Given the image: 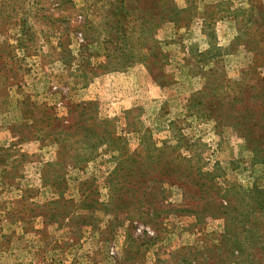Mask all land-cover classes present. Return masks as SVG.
<instances>
[{"label": "rangeland", "instance_id": "rangeland-1", "mask_svg": "<svg viewBox=\"0 0 264 264\" xmlns=\"http://www.w3.org/2000/svg\"><path fill=\"white\" fill-rule=\"evenodd\" d=\"M262 105L264 0H0V264H264Z\"/></svg>", "mask_w": 264, "mask_h": 264}, {"label": "trees", "instance_id": "trees-1", "mask_svg": "<svg viewBox=\"0 0 264 264\" xmlns=\"http://www.w3.org/2000/svg\"><path fill=\"white\" fill-rule=\"evenodd\" d=\"M174 14H175V16H174ZM173 19H172V22L174 21V22H176L177 20H178V18H179V15L178 14H176V13H172L171 15H170ZM174 16V17H173ZM181 20V19H180ZM194 107V106H193ZM261 109L263 110L264 109V105H262V107H261ZM250 132H252V137H249L247 134L246 135H244V140H245V142H246V147L248 148V149H250L253 153H254V155H255V157H256V160H262L263 158H264V156H263V145H262V140H263V138H264V128H257L256 129V131H254V130H250ZM254 132V133H253ZM254 134V135H253ZM256 134V135H255ZM129 160V158L127 157L126 158V160L124 159V160H122V161H128ZM161 164V165H160ZM142 165V164H141ZM122 170V173H121V175H120V171ZM156 173L157 175H159L160 177H161V175H163V176H165L164 178H167L166 176H168V175H166V174H177L178 173V171L175 169V167H172L171 169H167L166 167H165V163L163 164L162 162H157V164L155 165V166H152L151 168H149V171H147V172H145L142 168H141V166L139 167V169H137V174H135V176L138 178V177H140V178H144L143 176H147V174H149V173ZM120 175V177H122V178H124V180H127L128 179V176H130V177H135L134 176V172L132 173L130 170H129V167H124V168H122V167H120L119 165H118V167H116L113 171H111L110 172V175H109V179H108V181H111L113 178L115 179L117 176H119ZM150 175V174H149ZM163 178V179H164ZM177 178V177H176ZM116 180H120L119 178L118 179H116ZM158 181H162V182H168V180H160V179H158ZM137 182H140L139 180H137ZM114 185H115V183H114ZM197 185H199V187H201L200 189H204V188H206L205 187V184L204 183H199V184H197ZM121 186L122 185H120V187L119 188H121ZM112 188H113V190H112V196L111 197H113V195H114V192L116 191V189H115V186L113 187V183H112V186H111ZM118 188V189H119ZM117 189V190H118ZM238 193H240V191L238 192ZM241 193L242 194H248V195H254V196H258V195H262V193H264V191L262 190V188H260V187H258L257 185H253L252 187H250V188H247V189H244V188H242V190H241ZM262 200H264V197H262L261 198ZM133 200V199H132ZM262 200H257V202H258V204L262 201ZM126 202V201H125ZM123 203V198H119L118 197V199H117V203L116 204H114V206H116V207H122L123 205H121ZM129 203H131L130 201L128 202L127 201V203L126 204H129ZM121 209V208H120ZM223 213H225V214H228L226 211H223ZM236 214H238V213H236Z\"/></svg>", "mask_w": 264, "mask_h": 264}]
</instances>
